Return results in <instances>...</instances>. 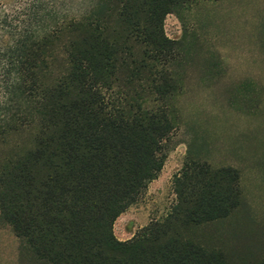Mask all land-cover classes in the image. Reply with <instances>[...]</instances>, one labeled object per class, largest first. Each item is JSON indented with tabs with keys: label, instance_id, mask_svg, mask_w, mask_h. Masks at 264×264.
Wrapping results in <instances>:
<instances>
[{
	"label": "trees",
	"instance_id": "16d2710c",
	"mask_svg": "<svg viewBox=\"0 0 264 264\" xmlns=\"http://www.w3.org/2000/svg\"><path fill=\"white\" fill-rule=\"evenodd\" d=\"M202 1L219 0H94L24 28L0 20V224L29 264H237L194 231L242 206L240 174L195 158L164 220L114 234L179 126L182 44L166 18Z\"/></svg>",
	"mask_w": 264,
	"mask_h": 264
},
{
	"label": "rangeland",
	"instance_id": "374dc122",
	"mask_svg": "<svg viewBox=\"0 0 264 264\" xmlns=\"http://www.w3.org/2000/svg\"><path fill=\"white\" fill-rule=\"evenodd\" d=\"M94 0H0V20L22 28L49 8L75 15ZM38 19V20H37ZM169 39L182 44L176 68L181 94L165 166L147 192L114 225L121 242L162 221L176 203L174 181L188 158L240 174L243 204L228 219L196 229L204 244L237 264L264 257V0L199 2L165 21ZM0 264H29L19 240L0 224Z\"/></svg>",
	"mask_w": 264,
	"mask_h": 264
}]
</instances>
